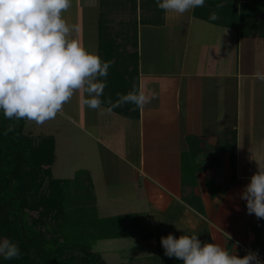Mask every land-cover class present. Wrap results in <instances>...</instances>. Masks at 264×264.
<instances>
[{"label": "crops", "instance_id": "0c3cea01", "mask_svg": "<svg viewBox=\"0 0 264 264\" xmlns=\"http://www.w3.org/2000/svg\"><path fill=\"white\" fill-rule=\"evenodd\" d=\"M94 1L92 7L96 6ZM151 7V10L142 8L135 18L138 92L143 91L150 102L138 108L137 119L109 112L101 105L109 123L95 126V134L101 141L108 140L107 152L121 163L111 177L126 185L131 183L135 197L140 198V203L123 214L146 210L143 212L148 215L160 216L170 211L178 220L176 238L185 232L190 236L203 235L209 243L239 256V248L249 247L253 242L250 225L261 221L264 234V218L262 221L254 213L249 214L246 201L241 198L255 173L245 172L244 163L252 167L259 159L264 162V81L254 77L258 67L264 71L257 58V47L263 46V39L240 37L232 29L197 19L193 9L182 15L163 10L157 14L154 5ZM142 15L151 19L156 16L157 22L142 23ZM96 46L95 37L91 49L94 53ZM221 97L223 102H233L234 106L224 103L221 106ZM220 115L231 121L220 125ZM79 126L86 129L82 122ZM133 133L135 143L133 146L131 139L129 148L127 135ZM233 134L236 165L231 177L227 148ZM190 136L200 138L204 144L205 150L197 163L208 159L206 164L202 162L205 169L195 174L194 187L183 185L181 180V157L188 150ZM247 149L249 158L255 162L240 157V152ZM93 157L95 163L96 159L103 160L102 156ZM218 160L222 173L215 170ZM89 174L94 185L95 175ZM190 195L196 198L195 205L200 211L189 207Z\"/></svg>", "mask_w": 264, "mask_h": 264}, {"label": "trees", "instance_id": "16d2710c", "mask_svg": "<svg viewBox=\"0 0 264 264\" xmlns=\"http://www.w3.org/2000/svg\"><path fill=\"white\" fill-rule=\"evenodd\" d=\"M137 1L141 8L151 10L154 5L157 14L162 11L157 7L156 0H99V6L108 8L110 5L130 3V11H134ZM218 4L222 7L217 8ZM213 12L218 19H209ZM101 13L96 20V54L103 61H111L101 96V105L109 108L107 101L111 99L115 102L118 93L138 92V23L133 18L123 30L112 31L111 26L101 19ZM192 13L195 18L209 24L232 29L240 37L264 39V0H205L204 6L193 9ZM156 18L143 17L140 22L154 23ZM98 79L105 80L103 77ZM112 111L132 119L138 116V107L134 104H124ZM24 125L25 119H7L0 110V239H9L20 249L18 258L5 260L0 256V264H108L98 252L93 251V246L97 241L113 239L153 240L156 254L148 257L147 264H183L181 260L164 255L160 243L163 234L149 220L148 214L99 217L87 170L76 171L71 180L53 178L54 137L28 136L23 133ZM188 146L181 157V180L183 185L194 187L195 174L205 169L201 161L197 163L205 148L203 141L193 136L188 138ZM227 150L230 153L231 177H234V134ZM80 177L84 179L81 183ZM84 190H88L87 197L90 194V204L80 201L78 194ZM190 198L191 202L187 201L189 207L200 211L195 205L196 198L192 195ZM31 212L36 216H32ZM261 225L259 221L249 226L253 234L249 247H258L264 253ZM198 238L201 242H208L203 235Z\"/></svg>", "mask_w": 264, "mask_h": 264}, {"label": "clouds", "instance_id": "9594fccd", "mask_svg": "<svg viewBox=\"0 0 264 264\" xmlns=\"http://www.w3.org/2000/svg\"><path fill=\"white\" fill-rule=\"evenodd\" d=\"M72 0H0V110L7 119H26L42 125L63 109L72 96L83 91V103L98 110L106 87L111 61L89 52L73 33L79 26L69 25L62 13ZM205 0H156L165 13L184 14L203 7ZM222 7L218 4L217 8ZM210 20L218 19L215 12ZM105 78L104 81L98 78ZM254 77L264 81V71L258 67ZM109 99V112L124 104L138 108L150 102L143 91L133 90ZM155 98V93L151 94ZM241 193L249 214L264 218V162ZM164 255L183 264H264L257 252L243 257L230 255L215 243L201 242L197 235L169 234L161 237ZM18 245L7 238L0 239V256L5 260L18 258Z\"/></svg>", "mask_w": 264, "mask_h": 264}, {"label": "rangeland", "instance_id": "374dc122", "mask_svg": "<svg viewBox=\"0 0 264 264\" xmlns=\"http://www.w3.org/2000/svg\"><path fill=\"white\" fill-rule=\"evenodd\" d=\"M91 2H93V0H72L71 7L62 13L63 18L69 25L76 24L79 26V33H73V36L74 38H77L82 46L89 52H92V44L96 37V20L99 18V13H104H101V19L111 26L112 31H115L123 30L128 21L136 18L137 14L142 12V8H139V6H137L134 11H130V3H127L126 5L121 4L111 6L113 4L111 1L110 7L107 6L108 8H105L99 6V0L94 1L96 4L94 7H92L93 5H91ZM143 17L144 16L142 15V18ZM257 50L259 51L257 54L258 61L261 62L264 70V39L263 46L261 48L257 47ZM93 51L95 50L93 49ZM85 97L86 94L83 93L82 90L76 92L70 101L63 106V109L55 116V118L46 121L42 125H37L35 122L25 119L23 133L34 138L45 136L54 137L55 160L51 170L53 178L71 180L74 178L75 172L80 169L87 170L92 174V177L95 175L93 178L94 185L92 184L95 191L93 190V193L91 194H93L94 197L96 196L95 199L97 200V204L95 205L99 217H110L116 214L128 213V211H130L129 209H131L130 207H134L140 203V198L135 197V192L131 190V183L126 185L124 182L120 183V181L118 182L111 177L112 175H115L113 172L114 169L115 172H117L121 163H118V158L115 157V155H111L107 152L105 144L108 143V140L105 139L104 141H101L99 136L95 134V126H97V124L105 125L106 123H109L108 116L102 111V108L92 110L85 106L83 103ZM220 103L221 106H223L222 103H224L225 106H234L233 102L229 104L223 102L222 97L220 98ZM73 112L74 116H72ZM230 121L231 120H229L227 116L220 115L218 123L223 125L221 123L227 124ZM80 122L86 124V129L79 126ZM218 127L219 125L217 128ZM214 128H216V126H214ZM86 133L92 135L95 140L89 139ZM133 137L134 133L131 134V136L127 135L129 148H131V139L134 146L135 141ZM248 145L249 144H247L246 147H248ZM237 155L239 156V153ZM240 155L245 161L251 160V158H249L248 149L244 151L242 150V154L240 152ZM93 156H100V158L102 156L103 160L99 161V159H96L97 163H95V158ZM262 160L263 159H259L257 161L262 162ZM207 161L208 159L202 160L204 164H206ZM237 161L240 163L239 160ZM250 162L255 161L251 160ZM217 163L215 170L216 172L222 173L219 160ZM244 164L245 166L243 167V170L245 172H256L258 169L257 163L252 166L253 168L249 166L248 162H245ZM221 175L218 174L220 179H223L224 176ZM83 181L84 179L80 177L79 182L81 183ZM86 191L88 192V190ZM86 191H81L78 195L82 203L86 204L88 202L90 204V194L87 197ZM171 210L174 211L173 206L171 207ZM143 211L142 213L148 214ZM169 212L170 211L161 213V217L157 216V214L148 216L149 220L153 219L156 222V225L161 230L160 233L163 234L162 237H166L169 233H173L174 235V230L178 224L176 222L178 221L176 220V215L172 216ZM31 215L33 216L35 213L33 214V212H31ZM261 219L263 221V218ZM184 235L189 234L185 232ZM93 251L98 252L103 261L108 264H147L148 257L155 254L156 247L153 240L141 242L138 239H113L97 241L93 246Z\"/></svg>", "mask_w": 264, "mask_h": 264}, {"label": "built area", "instance_id": "2783aa9c", "mask_svg": "<svg viewBox=\"0 0 264 264\" xmlns=\"http://www.w3.org/2000/svg\"><path fill=\"white\" fill-rule=\"evenodd\" d=\"M249 252H257L259 254V259L264 262V253L258 247H240L239 249V253L242 254V256L240 255V257L245 256Z\"/></svg>", "mask_w": 264, "mask_h": 264}]
</instances>
